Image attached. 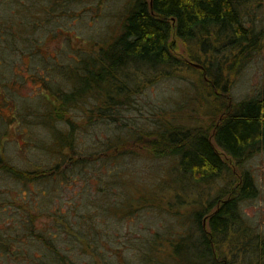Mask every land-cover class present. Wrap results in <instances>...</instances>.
<instances>
[{
  "label": "trees",
  "instance_id": "obj_1",
  "mask_svg": "<svg viewBox=\"0 0 264 264\" xmlns=\"http://www.w3.org/2000/svg\"><path fill=\"white\" fill-rule=\"evenodd\" d=\"M81 1L0 0V264H229L217 260L215 238L236 232L241 217L237 203L255 196L256 185L247 169L239 168L236 178L216 146L239 166L264 145V79L251 97L232 104L220 100L241 66L260 51L264 33L246 20L245 6L251 0H118L111 30L95 40L96 46L78 47L67 58L62 50L61 55L47 57L42 48L47 39L65 36V47L74 44L71 40L77 35L71 33L69 21L83 19V11L108 2ZM171 33L192 48L200 46L202 57L189 53L199 68L174 55ZM25 56L29 62L22 66ZM36 59L40 63L33 64ZM32 66L39 73H29ZM181 68L194 75L185 78L186 99L209 96L214 112L223 110L210 130L181 123L177 103L151 117L147 126L125 120L134 102L137 85L133 89L131 82L136 71L175 74ZM28 81L35 85L34 94L19 96L16 90ZM95 114L117 115L119 131L105 141L96 136L90 146L80 145L81 131L95 122ZM140 143L156 154L168 152L171 168L192 184H213L226 172V185L232 188L229 198L223 199L222 188L212 199L213 210L207 206L187 211L184 207L191 203L184 197L174 208L172 197H160L155 187L132 193L127 185L128 194L119 192L118 204L100 205L95 197L103 191L99 184L106 180L105 186L115 194L112 184H119L122 174L117 163ZM13 154L43 158L18 161ZM96 165L106 168V179L93 171ZM75 181L80 182L82 198H74L63 210L55 191ZM92 184H97L95 193ZM145 203L173 211L178 230L154 232L155 240L144 241L135 251L138 262L125 259L120 248L113 247L111 257L109 246L120 234L109 219L107 230L95 227L98 210L105 218L117 219L132 213L133 205ZM260 237L253 233L252 240L246 239L257 260L264 257ZM243 246L238 248L243 251Z\"/></svg>",
  "mask_w": 264,
  "mask_h": 264
},
{
  "label": "rangeland",
  "instance_id": "obj_2",
  "mask_svg": "<svg viewBox=\"0 0 264 264\" xmlns=\"http://www.w3.org/2000/svg\"><path fill=\"white\" fill-rule=\"evenodd\" d=\"M81 3L86 5L89 4L87 0H83ZM117 4L118 0H108V2L101 7L99 6L96 9L89 8L83 11V19H71L69 21L71 33L77 35L75 39L72 38L71 40L74 44L65 47V36H59L56 39H47L46 42L42 44L43 53L47 57L51 54L57 56L62 53L67 58L68 55L76 54V49H78V47L83 50H91L90 48L96 46L95 40L97 38L99 39V37L110 32L111 24H113L114 21L112 12ZM79 6L81 7V5ZM245 10L248 23L257 30H262L264 33V0H251L246 4ZM171 38L175 43V48L172 50L174 55L184 60L188 64L187 66L199 68L201 64L195 60L191 61L193 59L190 58L189 53L191 52L192 54L193 52L194 55L202 57L203 53L199 51L200 46L192 48L190 46L191 43L188 45V42H184L182 39L175 37L174 33H171ZM64 49H66V51H64ZM259 50L260 51L254 54L246 64L241 66L236 76L233 77L234 83L230 91L226 95H221L220 100L232 104L233 102L253 96L260 88L264 79V37ZM62 59H64V56H61L60 60ZM23 61L24 63H22V66H25V64L29 62V57L25 56ZM34 63L38 64L40 60L36 59L33 61V64ZM186 70H189V68L178 69V71L174 72L175 74H164L163 72H154L150 70L147 73L136 71L139 73L138 75L140 77L138 75L135 76L134 81L131 82V87L133 89L135 85L137 86L136 92L133 94L134 102L129 106V110L125 111V120L137 121L139 124L143 123L144 126H147L151 117H155L158 114L161 115L164 108L171 106L175 107L177 103L176 111L179 113L178 117H180L181 123L193 126L196 130H210L214 122L220 120L218 117H221L223 110L220 109V111L215 113V109L212 107L213 104L209 101L212 97L209 96V98L206 96V100L199 97L196 98V96L186 99L187 95L184 87L185 78L194 76ZM35 71L39 73L38 70L34 69V66L28 68L29 73H35ZM23 72L24 74H28L26 70H23ZM32 89L36 90L35 85L28 81L26 85L19 87L16 92L19 96L23 95L25 97L34 94ZM177 101L181 103L184 102V106L181 107V104L178 106ZM4 112L10 114L11 111L6 108ZM82 112L83 109L80 110V113ZM163 113L165 112L163 111ZM97 116L98 114L94 115L95 122L93 124L85 127L83 132L81 131L80 139L82 141L80 145L90 146L96 136H100L99 138L105 141L108 137L115 136V132L118 133L119 130L117 126H120V121H118L117 115L112 114L111 117ZM166 118H169V116L166 115ZM74 121L80 127L84 124L83 122H78L76 119H74ZM35 130H38V128L36 127ZM143 145L144 144L140 143L138 146L133 147L131 153L125 151V155L119 160V163H117L118 168H121L122 174L119 184L118 182L117 184H112L115 186V194H112V191L108 190L105 186L106 180L104 183L99 184L103 187V191L96 192L97 184L91 185V193L96 192L95 197L98 203L100 202V205L102 204L105 207L113 203L118 204V193L120 192L124 195L128 194V190L126 189L127 185L130 186L129 192L132 193L138 189H149L150 186L155 187L153 189L159 193L160 197H162V195L165 199L172 197L171 200L174 203V208L179 205L178 199L184 197L187 199L188 203H191V205L184 207L187 211L191 209L202 210L207 206L213 210L216 205L213 204L212 199L222 188L225 190V197L223 199L229 198L231 194V192L229 194V190L232 188L229 189L226 185V182L229 180L226 172V174H223L225 176L224 178H220L219 181L213 182V184L206 182L192 184L189 179L181 176L178 170L174 172L175 168H171L174 167L171 166L173 161L171 160L172 156L169 155L168 152H165V154H156L151 148H142ZM125 146H127V143H125ZM216 148L220 155L226 159L231 171L236 174V178L240 173L239 168L250 171L256 185V195L242 199L237 203L241 216L236 226L237 230L234 234L230 232L227 238L220 240L219 238H215V240H217V243L213 245L216 248V250H214L215 256L218 258L217 260H227L229 264H262L264 262V257L257 260L256 256L250 254L249 249H252V243H247V240H252L251 234L253 233L258 234V236L260 234V240L264 239V145H261L252 155L239 162V166H237L235 161L220 147L216 146ZM13 155L18 161H23V158H25L26 161L29 159H37L41 162V158H43L42 154L37 156L28 154H24L23 156ZM100 167L101 165L94 166L93 171L101 175L103 179H106L108 176L107 170L106 168L101 169ZM109 169H111V167H109ZM83 175H88V173L84 172ZM122 176L124 179H122ZM120 181H122V184ZM121 188H124V190ZM79 190L80 182L75 181L74 184L72 183V185L65 186L60 192L58 190L55 191L61 201L63 210L69 208L68 203L74 200V198L79 202L78 199L82 198V190ZM218 203H220V201ZM133 206L134 210L132 213H128L124 215L125 217H118L117 219L110 218V216L105 218L106 214H103L102 210H98V212L100 211V218L98 216L99 221L95 227L102 231L107 230L108 228L105 221L109 219V222H111L117 230L116 233L119 232L120 234L119 238L115 239L112 242L113 244L109 246L108 253L111 257L113 256L112 250L114 247V249H122V256H124L125 259L136 260L134 253L137 252L138 247H140L144 241L148 242L150 239L151 242H153L155 240L151 237L154 232L159 231L163 233V231L170 228H174L176 231L178 230L179 224L177 219L173 216V211H162L158 208H152L146 203L144 205L136 204ZM208 213L209 212H207V214ZM202 219L205 224H207V217L205 218L204 216ZM104 238L103 236V239ZM212 239H214V237ZM126 244H129V247H126ZM132 245L137 248L133 249ZM241 245H244L243 247L247 250L243 249L242 251V249H239L238 247ZM158 247L160 246L158 245ZM100 250H102V248ZM87 256L90 257V255ZM136 262H138V259Z\"/></svg>",
  "mask_w": 264,
  "mask_h": 264
},
{
  "label": "flooded vegetation",
  "instance_id": "obj_3",
  "mask_svg": "<svg viewBox=\"0 0 264 264\" xmlns=\"http://www.w3.org/2000/svg\"><path fill=\"white\" fill-rule=\"evenodd\" d=\"M203 223L205 224V222L203 221Z\"/></svg>",
  "mask_w": 264,
  "mask_h": 264
}]
</instances>
